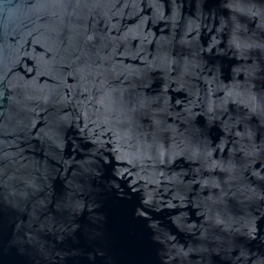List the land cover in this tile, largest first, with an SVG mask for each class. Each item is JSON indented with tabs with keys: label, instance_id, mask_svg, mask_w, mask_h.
I'll return each instance as SVG.
<instances>
[{
	"label": "water",
	"instance_id": "95a60500",
	"mask_svg": "<svg viewBox=\"0 0 264 264\" xmlns=\"http://www.w3.org/2000/svg\"><path fill=\"white\" fill-rule=\"evenodd\" d=\"M0 264H264V0H0Z\"/></svg>",
	"mask_w": 264,
	"mask_h": 264
},
{
	"label": "snow or ice",
	"instance_id": "6c2138e0",
	"mask_svg": "<svg viewBox=\"0 0 264 264\" xmlns=\"http://www.w3.org/2000/svg\"><path fill=\"white\" fill-rule=\"evenodd\" d=\"M252 231H255V225H250V233H251Z\"/></svg>",
	"mask_w": 264,
	"mask_h": 264
}]
</instances>
